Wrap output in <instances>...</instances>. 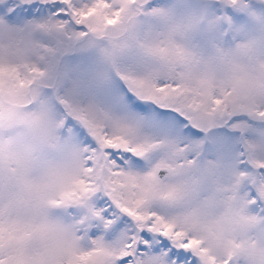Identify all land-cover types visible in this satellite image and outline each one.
<instances>
[{"label":"snow or ice","instance_id":"obj_1","mask_svg":"<svg viewBox=\"0 0 264 264\" xmlns=\"http://www.w3.org/2000/svg\"><path fill=\"white\" fill-rule=\"evenodd\" d=\"M0 264H264V0H0Z\"/></svg>","mask_w":264,"mask_h":264}]
</instances>
